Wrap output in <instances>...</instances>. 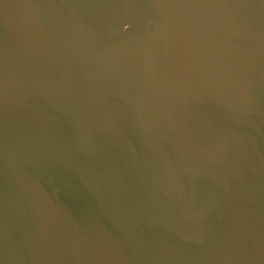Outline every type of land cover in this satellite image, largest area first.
I'll return each mask as SVG.
<instances>
[{
	"label": "water",
	"instance_id": "95a60500",
	"mask_svg": "<svg viewBox=\"0 0 264 264\" xmlns=\"http://www.w3.org/2000/svg\"><path fill=\"white\" fill-rule=\"evenodd\" d=\"M0 264H264V0H0Z\"/></svg>",
	"mask_w": 264,
	"mask_h": 264
}]
</instances>
